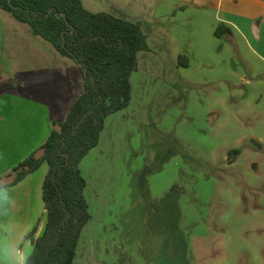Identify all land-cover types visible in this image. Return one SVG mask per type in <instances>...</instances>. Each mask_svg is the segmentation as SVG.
I'll return each mask as SVG.
<instances>
[{
    "label": "rangeland",
    "instance_id": "obj_1",
    "mask_svg": "<svg viewBox=\"0 0 264 264\" xmlns=\"http://www.w3.org/2000/svg\"><path fill=\"white\" fill-rule=\"evenodd\" d=\"M82 2L142 20L150 50L129 107L107 117L79 165L91 219L74 264H264V20L211 40L157 0ZM64 63L68 81L56 83L49 70ZM83 88L74 60L0 8V182L23 153L41 154L50 118L63 122Z\"/></svg>",
    "mask_w": 264,
    "mask_h": 264
},
{
    "label": "trees",
    "instance_id": "obj_2",
    "mask_svg": "<svg viewBox=\"0 0 264 264\" xmlns=\"http://www.w3.org/2000/svg\"><path fill=\"white\" fill-rule=\"evenodd\" d=\"M0 8L74 60L83 78V92L66 119L53 122L38 149L41 154L34 151L17 164L7 184L20 183L47 163L42 186L47 219L41 235L36 237L38 222L25 237L33 244L25 264H74L81 233L91 219L79 165L99 144L107 117L129 107L131 78L138 70L139 52L150 50L148 36L141 21L91 12L82 0H0ZM226 33L232 35L223 25L215 31L217 37Z\"/></svg>",
    "mask_w": 264,
    "mask_h": 264
},
{
    "label": "crops",
    "instance_id": "obj_3",
    "mask_svg": "<svg viewBox=\"0 0 264 264\" xmlns=\"http://www.w3.org/2000/svg\"><path fill=\"white\" fill-rule=\"evenodd\" d=\"M153 2L154 0H148ZM158 6H164L169 4L170 6H164L166 11L162 12L164 16L169 19H190V21L196 22L195 26L198 28L204 26L209 28V36L211 40L216 37L215 31L219 24L227 26L232 31V36L237 33L243 35V29H247L248 21H252L250 28H253L254 22H258L259 19L264 20V0H157ZM84 5V4H83ZM85 7V6H84ZM220 14H224V17H220ZM161 15V14H160ZM159 15V16H160ZM142 25L144 23L142 20ZM193 24V23H192ZM192 24L185 29L191 35ZM181 26H187L186 24H180ZM221 25V24H220ZM142 26V27H143ZM201 35V33H200ZM179 57V54L177 55ZM180 56H187V54L180 53ZM68 63H64L62 68V75L51 67L49 74H52V78L56 79V83L67 82L68 79L64 76V70L67 68ZM63 78V79H61ZM80 96V95H79ZM76 101V100H75ZM74 101V102H75ZM47 108L51 110V104L49 101L44 102ZM73 105V104H72ZM18 110L21 112L22 106H18ZM59 122L58 120L51 119V125H47V129L43 134L39 147L44 143L50 134L53 122ZM28 122V121H27ZM49 122V121H48ZM20 126H22L20 124ZM25 131L28 128H24ZM29 132L32 129L29 128ZM44 130V129H43ZM44 132V131H43ZM18 133H21L18 131ZM36 133L34 134V136ZM2 141H5L3 138ZM36 150V149H34ZM33 150V151H34ZM32 149L23 153L24 160ZM44 163L41 167L44 169ZM48 172L47 168L43 171L42 175L37 176V179L31 178L34 173L30 174L20 183L14 186H7L11 182V178L8 181L0 182V264H25L26 259L33 251V244L31 240H25V237L32 231L34 226L38 223L39 215L38 210H43V215L46 213L44 208V201L41 202V179L45 177ZM43 180V179H42ZM43 200V190H42ZM43 206V209H42ZM33 208V210H32ZM34 213V214H33ZM46 218V217H45ZM45 222L40 225L36 237L41 235V227H45ZM43 231V230H42Z\"/></svg>",
    "mask_w": 264,
    "mask_h": 264
}]
</instances>
